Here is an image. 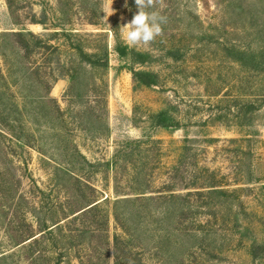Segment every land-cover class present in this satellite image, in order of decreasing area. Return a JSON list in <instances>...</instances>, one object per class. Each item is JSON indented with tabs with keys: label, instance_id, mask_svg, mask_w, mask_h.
Segmentation results:
<instances>
[{
	"label": "rangeland",
	"instance_id": "374dc122",
	"mask_svg": "<svg viewBox=\"0 0 264 264\" xmlns=\"http://www.w3.org/2000/svg\"><path fill=\"white\" fill-rule=\"evenodd\" d=\"M89 5L70 0L65 16L58 0H16V24L0 0V264H117V245L125 264H264V0H163V34L129 46L143 62L115 49L127 45L129 0H103L100 25L87 24ZM62 27L106 35L103 78L73 82L79 60ZM27 30L38 36L28 47L14 35ZM132 68L157 84L135 85ZM163 109L177 128L152 126ZM178 164L209 170L203 195L123 206L116 221V199L171 189ZM40 225L32 248L47 256L32 263L14 237ZM70 231H81L73 246Z\"/></svg>",
	"mask_w": 264,
	"mask_h": 264
},
{
	"label": "trees",
	"instance_id": "16d2710c",
	"mask_svg": "<svg viewBox=\"0 0 264 264\" xmlns=\"http://www.w3.org/2000/svg\"><path fill=\"white\" fill-rule=\"evenodd\" d=\"M70 0H58L59 2V12L63 13V15L66 16L67 11L64 10V3H65V7L68 5V2ZM80 2L86 7L89 5L90 7V11L87 10V13H83L85 20L87 21V24H93V25H100L101 24V20L103 18L104 12H103V8H102V4H103V0H80ZM7 6L9 8V11L11 13V16L13 17V21H15L16 24L21 23L20 17H19V13L18 11H16L14 9V6L16 4V0H6ZM63 6V7H62ZM85 7H83V11H86ZM129 8H130V16L131 18H133L134 14L137 12V7L135 5V0H129ZM68 15V14H67ZM46 19H42V20H38L35 19L34 17L30 19L31 23H39L42 25H45ZM69 21H67L65 19V21L62 22V24H66L68 22H71L70 19H68ZM61 32L67 36V39L69 40L70 46L72 48V50H74V52L76 53L77 57H78V66L77 68L75 67L74 69H72V75L71 78L74 81H76V79L78 78V76L80 75V73L85 72V73H93V75L96 73H99L100 75H103L106 73V71L110 68V61H109V46H108V41L106 38V35L104 33H85L83 35L81 34H76L77 32H74L72 29L69 28H65L62 27L61 28ZM14 35L22 38L23 42L26 45L23 46H29V43L27 42V35L31 38H38V36L36 34H34L32 31L27 30V32H23V31H17L14 32ZM75 35V41L72 39V37ZM97 38V41L93 40V42H97L96 44H94L91 40V38ZM117 53L122 57H127L129 56L132 60H135V62H143L144 61V57L147 55L144 52L141 51H137L134 48H130L128 45H121V44H117V46L115 47ZM130 72L132 73V77L133 80L135 82V85H140V86H152V85H156L158 80H157V74L152 72V71H145V70H137V69H130ZM251 106V105H250ZM252 107V106H251ZM151 120H152V126L154 128H163V129H175L177 128V123H175V121L173 120V117L171 116L170 112L168 110H160L156 113H154L153 115H151ZM4 118V117H3ZM5 120L8 121V117L5 116ZM4 136V135H2ZM151 139V137H147V139ZM159 142V141H158ZM161 142V141H160ZM200 170H194V171H189L187 169H184L183 167H181V165H177L174 167V175L172 177V188L162 191L161 193H159L158 195H138L136 197H125V198H118L114 201V217L116 219L117 222H120V218L122 216H124V212H121V208L123 206H135L138 202L141 203H153L155 201H159V200H166V201H174L173 203H171V205H174L176 203V200H178L179 198H182L183 195L176 193L177 190H181V189H192L194 188L195 191H187L186 195H192L194 192L203 195V189L205 186V170H207L209 172L208 169H205L200 167ZM217 182V181H216ZM219 186L216 183H210V185H208V187H212V189L209 190V192H217V193H222V192H226L223 189H213L214 187ZM118 192V190H117ZM141 193H145V192H141ZM186 195L184 197H186ZM179 201V200H178ZM100 202L97 203L96 202H91L90 204H88L85 207H82L81 209H77L73 215L75 217L79 216L80 214L83 213H90L96 209H98V205ZM184 207V205H181ZM169 208L166 209L163 214H169ZM138 214V213H137ZM184 214V209L181 208V215ZM126 216H129V218L132 217V213L131 214H127ZM40 228H42L39 231L38 235L37 233H31V235L24 237L23 234L20 233L19 230H17V236L14 237V242L19 245V244H24L26 241H29V250L32 249V251H30V253L27 254L26 258L27 259H31L32 263H36L37 261H39L40 259H44L47 256V253H43L42 251H39L36 255H34V248L33 245H36L37 243H39L40 241V236H42L44 233L47 232V230L49 229V227L44 226L42 227V225H40ZM51 230V229H50ZM34 232V230L32 231ZM81 231H79L80 233ZM79 233H75L74 231H70L68 237V241L71 242V246H73L72 244H76V238L78 236ZM117 240L116 242L118 243V237H116ZM116 243V245H117ZM26 244V243H25ZM120 244V243H119ZM24 246V245H23ZM74 249V248H72ZM115 256L117 257V264H125L129 261H125L122 259V257L120 256V254H118V245L117 248L115 249ZM32 252V253H31ZM5 255H1V258H5ZM65 255H63L62 258H64ZM76 260H78L79 264H84V261L82 260V258L80 257V255L76 256ZM127 260V259H126ZM71 263V259L69 260ZM68 261V264H69ZM44 264V263H43Z\"/></svg>",
	"mask_w": 264,
	"mask_h": 264
},
{
	"label": "clouds",
	"instance_id": "9594fccd",
	"mask_svg": "<svg viewBox=\"0 0 264 264\" xmlns=\"http://www.w3.org/2000/svg\"><path fill=\"white\" fill-rule=\"evenodd\" d=\"M135 5L138 11L120 30L128 46H148L163 34V25L167 23V17L160 10L163 0H135ZM112 11L111 7L109 15Z\"/></svg>",
	"mask_w": 264,
	"mask_h": 264
}]
</instances>
